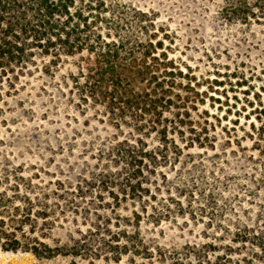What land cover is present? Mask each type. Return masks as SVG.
I'll return each instance as SVG.
<instances>
[{"label":"trees","instance_id":"1","mask_svg":"<svg viewBox=\"0 0 264 264\" xmlns=\"http://www.w3.org/2000/svg\"><path fill=\"white\" fill-rule=\"evenodd\" d=\"M261 2L222 0L216 18L248 24ZM132 4L0 0V79L12 85V78L35 71L55 78L60 66L70 61L73 70L62 74L58 85L69 88L78 110L85 114L92 108L96 119L107 121L116 132L106 141L91 143L95 163L74 183L61 178L35 181L19 166H0V247L39 258L71 254L118 262L127 254L153 256L155 240L146 237L143 222L159 226L167 221L182 228L203 223L209 231H203L206 240L186 243L182 252L169 254L170 264H264V142H259L264 141V102L256 94L258 105L248 101L252 107L243 115L249 119L253 114L259 123L250 124L258 137L253 142L258 157L246 151L239 137L233 140L236 148L226 150L219 144L217 149L216 135H201L205 128L214 130L213 123L208 117L200 121L191 116L206 98L193 90L198 82L191 83L190 66L184 63L187 71L182 72L157 36L156 16ZM153 137L157 143L151 142ZM194 146L203 151L184 152ZM180 156L185 158L182 167L173 179L167 178L162 168L174 166ZM246 163L260 174L244 172ZM252 203L259 206L255 218L248 214ZM69 216L80 223L61 240L56 229ZM185 217V223L178 222ZM162 254L159 262L165 264Z\"/></svg>","mask_w":264,"mask_h":264},{"label":"rangeland","instance_id":"2","mask_svg":"<svg viewBox=\"0 0 264 264\" xmlns=\"http://www.w3.org/2000/svg\"><path fill=\"white\" fill-rule=\"evenodd\" d=\"M126 1L156 16L157 36L163 40L169 58L177 63L183 73V69H186L184 63L190 66L187 74L191 77V83L198 82V85L194 84L195 90L207 89V94H202L206 103L212 102L208 96L213 91L217 93L218 98L221 97L224 86L231 82L229 91L237 93L239 97L233 95L231 99L236 101L239 113L237 115L236 109L228 113L230 134L223 132L221 123L216 124L214 130L209 128L208 134L216 135L214 144L217 149L221 148L219 144H223L226 150L236 148L233 140L239 137L246 151L254 152V157H258V150L253 144L258 137L250 124L258 126L259 123L253 114H250L249 119L243 115L252 107L247 104L250 100L245 97L252 96L253 106H257L256 94L259 90V97L264 102V0L261 2V10L256 14L257 17L244 25L227 24L217 20L216 12L222 0ZM206 51L208 53H205ZM185 57L188 59L185 60ZM72 68V63L67 61L56 71L55 78L35 71L19 75L18 79L12 78V85H9L8 80L0 79V166H19L24 175L31 176L35 181L45 183L61 178L74 183L80 172L89 170L95 163L93 153L88 147L91 143L106 141L116 132L107 121H98L92 108L85 114L78 110L77 100L75 96L72 97L69 88L58 85L61 75L67 74ZM176 79L188 81L187 78L178 76ZM213 80H218L221 84L217 85ZM237 82L246 84L240 86ZM58 87L62 89L58 90ZM185 91L182 89V95ZM219 100L220 102L215 103H222L225 110L227 105L223 100ZM204 105H199L197 112L191 111L192 118L202 121L204 117H208L209 122L217 121L220 110L212 109L206 114L202 111ZM242 105L245 109L241 108ZM235 119L247 122L235 124V130H232ZM221 120L222 117L219 118V121ZM195 125L197 128L201 126ZM248 132L254 133L253 137H249ZM174 138L182 146L183 143L177 134ZM227 139L230 140V146L225 143ZM152 141L157 143V138L153 137ZM259 142L262 145L264 141ZM184 152L196 154L201 151L194 146L184 149ZM184 161L185 158L180 156L178 163L174 166L169 163L162 168V172L166 173L167 178L173 179ZM251 166V163H246L243 166L244 172L253 170L260 174L258 168L252 169ZM233 170L238 175L243 172L238 167ZM245 202L246 200L243 203L248 206ZM252 205L253 209L248 214L255 218L259 206L255 203ZM71 219L69 216L64 221L61 220L62 226L56 229V235L61 240H64L67 230L76 228L80 223L79 218L76 222ZM178 222L182 220L178 219ZM141 226L146 237H153L154 243L164 249L161 252L166 254L165 264H170L171 259L167 258L169 254L174 256V253L182 252L186 243L206 240L203 231L209 232L203 223L183 225V228L167 221L159 226L143 222ZM154 243L153 256L144 258L139 254H127L118 262L71 254L39 258L23 250H4L0 247V264H160L159 255L162 253L157 251Z\"/></svg>","mask_w":264,"mask_h":264},{"label":"snow or ice","instance_id":"3","mask_svg":"<svg viewBox=\"0 0 264 264\" xmlns=\"http://www.w3.org/2000/svg\"><path fill=\"white\" fill-rule=\"evenodd\" d=\"M177 55H179V54H177ZM184 59L187 60L188 58L185 57ZM183 71H187V69H183ZM220 78L223 79V77H220ZM230 84H231V82H229V85ZM229 85H225L224 86L223 95L221 97H219V99L223 100L224 101V104L227 105V112H225L223 105H217L215 103V101L217 99V93L215 91H213L211 93V97H212L211 107L209 106V104L206 103L204 105V108L202 109V111H209L210 112V111H212V109H215V108L219 107L220 108L219 115L222 117V120L221 121H213V127H216V124L221 123L222 124V127H223V132L230 134L228 113H231L233 111V109H236L237 115L239 113V109H237V107H236V101L235 100H232L231 97L233 95H236L237 98H239V97H238V94L237 93H234V92L229 91ZM192 88H193V90H195V85H192ZM200 91L203 92L204 94H207V89H201ZM257 95H259V90L257 92ZM245 99L251 100V99H253V97L252 96H247V97H245ZM246 122L247 121H244V120H238L237 121V123H239V124H244ZM253 127H255V125H253ZM217 130H219V129H217ZM232 130H235V124H233ZM191 131H195V127L194 126L191 129ZM207 131H208V129L205 128L203 130V132L201 133V135H205L206 136ZM249 134H251V133H249ZM241 135H243V133H241ZM196 138L197 139H200V136H197ZM188 139H191V135H189ZM212 139H215V134H213ZM199 151L202 152L203 149H199ZM169 195H173V194L172 193H169ZM152 199H155V198L153 197ZM144 211L145 212H151V209L145 208ZM186 221H187V217H185V221H182L181 223H185Z\"/></svg>","mask_w":264,"mask_h":264}]
</instances>
